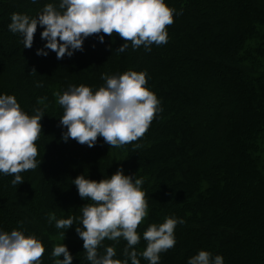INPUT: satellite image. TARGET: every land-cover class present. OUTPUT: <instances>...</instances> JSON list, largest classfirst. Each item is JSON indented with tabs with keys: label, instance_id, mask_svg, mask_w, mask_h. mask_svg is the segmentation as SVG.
Wrapping results in <instances>:
<instances>
[{
	"label": "trees",
	"instance_id": "16d2710c",
	"mask_svg": "<svg viewBox=\"0 0 264 264\" xmlns=\"http://www.w3.org/2000/svg\"><path fill=\"white\" fill-rule=\"evenodd\" d=\"M48 3L58 7L59 0H0V94L14 95L30 116L43 107L38 98L47 97L48 105L36 141L39 167L22 172L17 186L14 176L0 174V230L35 235L45 247L43 264H53L51 253L61 243L72 264H90L74 227L63 239L64 230L48 216H80L90 203L72 184L78 175L98 182L122 169L143 178L148 200L138 252L146 248L149 225L177 217L185 222L176 226V244L160 254V264H187L200 250L222 255L224 264H264V0H165L177 13L166 44L148 52L128 42L119 53L118 35L100 33V43L93 34L82 51L62 59L44 49L41 26L31 48L8 28L13 13L35 17ZM129 70L146 71V86L161 101L144 136L120 148L102 137L91 148L64 142L63 108L54 93L81 84L97 90L103 74ZM103 243L124 258L126 241ZM141 264L148 262L141 257Z\"/></svg>",
	"mask_w": 264,
	"mask_h": 264
},
{
	"label": "clouds",
	"instance_id": "9594fccd",
	"mask_svg": "<svg viewBox=\"0 0 264 264\" xmlns=\"http://www.w3.org/2000/svg\"><path fill=\"white\" fill-rule=\"evenodd\" d=\"M37 0H32L36 3ZM176 10L165 0H59L44 5L35 17L13 13L9 30L22 36L23 48H31L37 26H41L44 49L55 52L57 59L71 57L82 51L84 40L98 34L100 43L104 35L114 33L123 39L116 52L123 53L131 42L133 50L144 47L150 52L153 44L168 42L167 26L174 22ZM38 49L37 55L48 52ZM35 72V71H34ZM147 72L126 71L119 75L103 74L105 84L97 90L86 85H70L67 91H56L57 103L63 108L60 126L66 128L61 139H74L81 145L93 147L102 137L110 148H120L138 141L144 136L156 114L162 111L161 101L147 88ZM42 85L37 84V87ZM47 97L38 98L43 105L27 114L14 95L0 94V174L12 175L13 186L24 183L21 173L34 170L42 162L36 141L42 133L41 119L48 105ZM108 177V176H107ZM143 178L125 175L118 169L108 178L91 180L78 175L75 185L81 200H88L80 208V216L57 218L48 216L49 224L55 222L63 229L60 236L74 227L83 240L86 260L90 264H141V257L148 264H160V254L176 244L175 229L185 221L166 217L161 224H151L143 232L146 248L137 251L141 235L138 226L148 216V200L142 190ZM105 240L117 244L126 241L123 259L117 258L115 245L107 246ZM103 249V251H101ZM45 247L35 235L13 229L0 230V264H43ZM53 264H72L73 256L63 243L54 247ZM63 256V259L60 257ZM187 264H224L222 255L206 250L190 257Z\"/></svg>",
	"mask_w": 264,
	"mask_h": 264
},
{
	"label": "rangeland",
	"instance_id": "374dc122",
	"mask_svg": "<svg viewBox=\"0 0 264 264\" xmlns=\"http://www.w3.org/2000/svg\"><path fill=\"white\" fill-rule=\"evenodd\" d=\"M262 158L264 159V153H263V155H262ZM54 241H55V243L57 244V243L60 241V239H58V238H54Z\"/></svg>",
	"mask_w": 264,
	"mask_h": 264
}]
</instances>
